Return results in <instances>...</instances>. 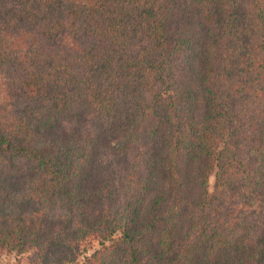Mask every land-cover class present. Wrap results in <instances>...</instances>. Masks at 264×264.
I'll list each match as a JSON object with an SVG mask.
<instances>
[{
  "label": "trees",
  "instance_id": "1",
  "mask_svg": "<svg viewBox=\"0 0 264 264\" xmlns=\"http://www.w3.org/2000/svg\"><path fill=\"white\" fill-rule=\"evenodd\" d=\"M94 240L264 264V0H0V264Z\"/></svg>",
  "mask_w": 264,
  "mask_h": 264
},
{
  "label": "rangeland",
  "instance_id": "2",
  "mask_svg": "<svg viewBox=\"0 0 264 264\" xmlns=\"http://www.w3.org/2000/svg\"><path fill=\"white\" fill-rule=\"evenodd\" d=\"M214 180H215V177L211 176L210 177V190L214 189ZM98 247H100V243L96 240L85 242L83 255H81L77 264H84L85 256L89 255L91 252H93ZM25 258H26V255L20 256L19 258L17 256H14L13 254H4L1 264H27Z\"/></svg>",
  "mask_w": 264,
  "mask_h": 264
}]
</instances>
